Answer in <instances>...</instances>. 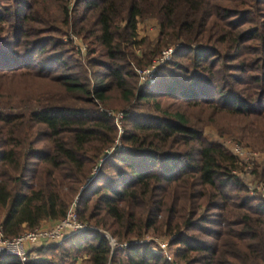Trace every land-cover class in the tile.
Masks as SVG:
<instances>
[{"label":"trees","instance_id":"obj_1","mask_svg":"<svg viewBox=\"0 0 264 264\" xmlns=\"http://www.w3.org/2000/svg\"><path fill=\"white\" fill-rule=\"evenodd\" d=\"M151 20L155 40L138 33ZM23 76L34 97H3ZM100 108L122 112L121 133ZM209 125L264 151V0H0V232L72 204L91 228L25 264H264V197H249ZM253 172L264 184V164ZM149 232L169 239L171 262L134 243Z\"/></svg>","mask_w":264,"mask_h":264},{"label":"built area","instance_id":"obj_2","mask_svg":"<svg viewBox=\"0 0 264 264\" xmlns=\"http://www.w3.org/2000/svg\"><path fill=\"white\" fill-rule=\"evenodd\" d=\"M71 40L77 51H79L80 55L84 56L86 53L85 45L75 36L71 35ZM177 47H179V45ZM174 49L175 48L172 47L164 50L161 53V56L153 63L152 66L142 71H137V74L140 76L141 84L153 79L157 67L170 60ZM100 112H107L109 116L114 118L117 128L121 133L122 129L120 122L123 119V114L112 113L111 111H107L102 108H100ZM223 147L228 150V152L237 160L239 165L243 166V171L241 172L240 176L243 182H250L248 184L250 193L252 195L260 194L262 197H264V185L256 181V177L253 172L254 165L264 161V153L254 151L237 142L223 143ZM234 174L238 175L236 172H234ZM87 229L91 228H87L86 225L81 224L78 221L75 212V204H72L66 214V217L55 222L52 228L47 230L38 228L32 231H25L22 235L12 239L4 238L0 232V254L15 257L20 262V264H25L28 255L34 249L60 246L68 237ZM104 235L112 248H124L127 246L126 244L118 245L116 241L107 233H104ZM152 242L155 244L151 243V239L144 238L143 241H137L134 243H151V249L154 254L161 255L169 262L173 260L169 250V239H155L152 240Z\"/></svg>","mask_w":264,"mask_h":264},{"label":"rangeland","instance_id":"obj_3","mask_svg":"<svg viewBox=\"0 0 264 264\" xmlns=\"http://www.w3.org/2000/svg\"><path fill=\"white\" fill-rule=\"evenodd\" d=\"M46 1L49 3L51 0H46ZM52 13L56 17H59L60 16L59 13H57L54 8L52 9ZM138 33H139V36L140 37L148 36L149 38H151V40H155V38L157 36L156 23L154 21H152V20L151 21L141 22L139 24V26H138ZM70 37L71 36H69V35L67 37H64L63 38V41L66 42V43H70L71 45H69V46L72 47V49H73L74 52L71 51L70 48L67 47L66 48L67 50H65L66 53H68V54L71 53V55L75 59L83 60V58L80 56L79 51H77V49L75 48L74 44L70 41ZM86 51H87V49H86ZM34 61H35V63H39V61L37 60V58ZM153 79H154V77H153ZM153 79H151V80H153ZM40 87H42V86H40ZM34 89H35L34 88V81L31 80L30 77L28 78V76H23L22 78L18 79L15 82H7L6 83V85H5L6 95L3 96V97H8L7 95H9V94H15L17 97L24 98V99H22L23 101H27L29 98H25V97H28V96H33L34 97ZM24 105H25V103L18 104L16 101L15 102H12V103L9 102V105L6 106L5 111H7V112L20 111V110L23 109V106ZM113 105H115V106L118 107V103H116V101L113 102ZM109 111H111L112 113H122L120 111H115V110H109ZM204 134L209 139H211L213 141H216L217 143H219L221 145H223V143L237 142V143H240L241 145H243L245 147H248V148H250V149H252L254 151H257V152H260V153H264V151H262L259 148H254V147H250V146H246V145L242 144L237 138H235V136L231 135L229 132H224V133L218 132L217 129L215 127L211 126V125L207 126L204 129ZM236 164L238 165V168H239L236 171V174H238L239 176L238 175H236V176H238L239 179H241L240 174L243 171V166L239 165L238 162H237V160H236ZM260 164H264V161H262L261 163H259L257 165H260ZM241 181H243V180L241 179ZM256 181H257V179H256ZM249 183L250 182H247V183L244 182L246 188L250 191V189L248 188V184ZM256 196H261V195L260 194H254V195H252L251 193H249V197H251V198L252 197H256ZM144 238H146V239L149 238V239H151V243H154V242H152V240H155V239H158L159 240V239H163L165 237L156 236V235H153L151 232H149L148 234L145 235ZM165 239H167V238H165Z\"/></svg>","mask_w":264,"mask_h":264},{"label":"crops","instance_id":"obj_4","mask_svg":"<svg viewBox=\"0 0 264 264\" xmlns=\"http://www.w3.org/2000/svg\"><path fill=\"white\" fill-rule=\"evenodd\" d=\"M55 224V221H48V222H43L41 224V226L39 227V229L42 230H47L49 228H52V226Z\"/></svg>","mask_w":264,"mask_h":264}]
</instances>
